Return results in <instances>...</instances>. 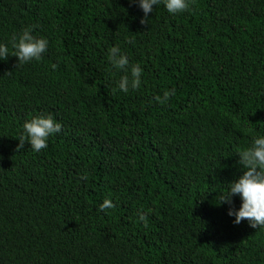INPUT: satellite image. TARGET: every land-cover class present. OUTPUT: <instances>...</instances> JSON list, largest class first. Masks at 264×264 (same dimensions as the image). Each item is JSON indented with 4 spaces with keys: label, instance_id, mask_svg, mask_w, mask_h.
Returning a JSON list of instances; mask_svg holds the SVG:
<instances>
[{
    "label": "trees",
    "instance_id": "1",
    "mask_svg": "<svg viewBox=\"0 0 264 264\" xmlns=\"http://www.w3.org/2000/svg\"><path fill=\"white\" fill-rule=\"evenodd\" d=\"M142 18L129 0H0V42L49 41L39 61H0V264H264V228L233 224L238 195L220 202L264 134V0ZM112 46L138 89L112 90ZM40 114L61 131L18 151Z\"/></svg>",
    "mask_w": 264,
    "mask_h": 264
},
{
    "label": "clouds",
    "instance_id": "2",
    "mask_svg": "<svg viewBox=\"0 0 264 264\" xmlns=\"http://www.w3.org/2000/svg\"><path fill=\"white\" fill-rule=\"evenodd\" d=\"M130 4L137 5L143 12L141 24L148 21L149 13L154 11V6L163 4L169 14L176 15L189 9L190 0H129ZM49 41L38 38L32 34L30 28H23L18 33H13L7 44L0 42V61H5L10 56L23 65L33 60L39 61L47 51ZM106 60L115 73H122L115 80L114 92L119 90L128 93L136 90L141 85L143 69L139 63H130L129 56L119 46H112L107 50ZM174 89L166 90L163 97L156 96L157 102L164 103L173 95ZM61 124L50 114L32 116L22 125L18 134L19 144L17 150L23 149L25 142L34 152L47 148L49 138L61 131ZM238 164L243 168L238 179L228 183L227 193L220 195L221 203H231L232 197L238 195L241 200L239 209L229 208L228 216L234 217L233 224H240L247 220L252 228H264V134L253 133L251 143L237 151ZM113 207L110 199H104L99 205V211ZM140 221H145L143 214L139 215Z\"/></svg>",
    "mask_w": 264,
    "mask_h": 264
}]
</instances>
